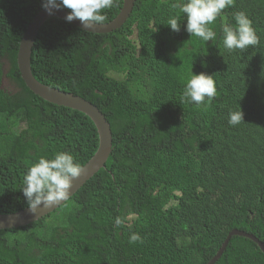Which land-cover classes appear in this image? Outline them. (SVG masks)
Returning a JSON list of instances; mask_svg holds the SVG:
<instances>
[{
  "label": "trees",
  "instance_id": "trees-1",
  "mask_svg": "<svg viewBox=\"0 0 264 264\" xmlns=\"http://www.w3.org/2000/svg\"><path fill=\"white\" fill-rule=\"evenodd\" d=\"M123 2L105 10L106 21ZM174 2L136 0L115 34L96 35L59 17L41 27L35 77L97 105L111 122L113 151L59 208L0 230V264H207L234 228L264 242V0H235L224 9L210 26L215 45L186 31L184 14L170 7ZM42 4L0 0L1 213L29 207L21 188L40 157L66 151L82 167L99 147L87 114L45 100L22 77L20 41ZM241 11L260 44L229 52L222 26H234ZM175 17L178 32L167 25ZM108 41L116 50L102 56L129 65L128 82L105 76L104 59L95 58ZM191 71L212 75L217 93L210 102L198 106L183 98ZM6 76L11 89L3 85ZM240 109L245 122L230 125L229 113ZM116 217L124 221L119 227ZM133 233L142 242L130 243ZM215 264H264V251L235 235Z\"/></svg>",
  "mask_w": 264,
  "mask_h": 264
},
{
  "label": "clouds",
  "instance_id": "clouds-1",
  "mask_svg": "<svg viewBox=\"0 0 264 264\" xmlns=\"http://www.w3.org/2000/svg\"><path fill=\"white\" fill-rule=\"evenodd\" d=\"M234 2L235 0H176V2L170 5V7L173 9H179V12L184 14L185 19L187 20L186 31L190 33L191 36L199 37L202 41H208L209 43L215 45V41L213 40L216 39L217 34L210 26L214 24L218 17L223 16L224 9L234 6ZM114 4L115 0H43L42 7H44L49 14H51L54 9H59L61 7L70 9L68 10L70 12L66 15L65 20L67 22H71L74 19H78L85 30L92 27L93 24H102L114 21L119 16L124 6V2L119 13L110 21H106L107 16L105 14V10L112 8ZM127 20L124 22V24L127 22ZM234 20V26L228 23H224L222 26L224 48L227 49L229 52L237 51V53H239L240 51L246 50L250 46H258L260 44V39L256 34V31L252 26V21L248 17V15L243 11L237 12L234 15ZM167 25H169L173 31H180L181 24L179 22V17L170 18ZM117 29L113 31H116ZM113 31L92 33H95L96 35L115 34ZM130 38L138 46L137 54H139L141 46L137 33H134ZM102 50H107L108 54L112 55L116 50L115 42L108 41L101 44L99 46V51L95 54V58L104 59V63L101 65V69L103 70L105 76L108 75L116 80L128 82L131 78V67L127 64L112 65L108 60L103 58V54L101 52ZM204 72L205 73L194 74L191 71L190 77H187L183 84V98L186 101L194 102L198 106L204 104L206 101L210 102L212 98L216 96L217 93L215 81L212 78V75L206 74L209 73L207 71ZM116 74H121L122 76L119 77ZM8 79L9 78L6 76L3 85L6 89H11L13 88V86L6 85ZM138 94L139 92L133 91V95L135 97H138ZM108 122L111 124L109 120ZM241 122H245L244 115L241 109L229 113L228 123L230 125L236 126L239 125ZM81 175L82 168L80 164L76 161L73 154L66 151H60L57 152L51 158L40 157L38 162L33 164L25 173L23 179V187L21 189L31 211L35 213L41 206L43 208H51L53 206H57L63 202L70 200L71 189L73 188L74 182L79 180ZM59 207L60 205L57 208ZM9 213L0 212V214ZM123 223L124 221L120 217L115 218V225L117 227L121 226ZM19 227L22 226L13 228ZM13 228H5L0 230H7ZM137 241L142 242V237L138 233H133L130 236L129 242L135 243Z\"/></svg>",
  "mask_w": 264,
  "mask_h": 264
},
{
  "label": "water",
  "instance_id": "water-1",
  "mask_svg": "<svg viewBox=\"0 0 264 264\" xmlns=\"http://www.w3.org/2000/svg\"><path fill=\"white\" fill-rule=\"evenodd\" d=\"M135 1L136 0H124V6L119 16L114 21L102 24H93L92 27L85 30L90 32H110L117 28H120L133 11ZM69 12L70 11L63 7L54 9L51 14H49L48 11L45 10V8L40 10V12L34 17V20L28 26L22 40L20 41L18 63L24 81L33 92L54 104L84 112L93 119L97 126L100 137L99 147L94 156L81 167L82 175L79 180L74 182L73 188L71 189L72 196L101 168H104L106 166V163L113 151V131L111 128V124L108 122L105 115L96 105L79 95L63 91L59 88H55L40 82L33 73V48L41 27L47 20L54 17H59L65 20V17ZM71 23L83 28L81 22L78 19L72 20ZM63 203L59 205L61 206ZM59 205L53 206L51 208H43L41 206L35 213L31 211L30 207H28L14 213L0 214V229L13 228L30 224L31 222L36 221L41 217L49 214ZM234 235L245 236L254 240L264 251V242L255 234L245 230L234 228L229 232L227 238L223 242L216 255L213 256L207 264H215L222 257L224 251L231 241V238Z\"/></svg>",
  "mask_w": 264,
  "mask_h": 264
},
{
  "label": "rangeland",
  "instance_id": "rangeland-1",
  "mask_svg": "<svg viewBox=\"0 0 264 264\" xmlns=\"http://www.w3.org/2000/svg\"><path fill=\"white\" fill-rule=\"evenodd\" d=\"M117 76L121 77L122 75L121 74H116Z\"/></svg>",
  "mask_w": 264,
  "mask_h": 264
},
{
  "label": "bare ground",
  "instance_id": "bare-ground-1",
  "mask_svg": "<svg viewBox=\"0 0 264 264\" xmlns=\"http://www.w3.org/2000/svg\"><path fill=\"white\" fill-rule=\"evenodd\" d=\"M134 6H135V4H134ZM245 231H247V230H245ZM249 232V231H248ZM254 234V233H253ZM256 235V234H255ZM257 236V235H256ZM258 237V236H257ZM259 238V237H258ZM227 249V248H226Z\"/></svg>",
  "mask_w": 264,
  "mask_h": 264
}]
</instances>
